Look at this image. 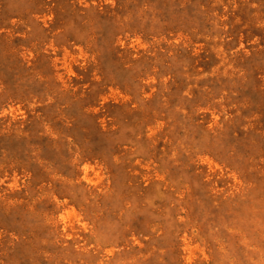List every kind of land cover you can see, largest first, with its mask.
<instances>
[{"label": "rangeland", "instance_id": "rangeland-1", "mask_svg": "<svg viewBox=\"0 0 264 264\" xmlns=\"http://www.w3.org/2000/svg\"><path fill=\"white\" fill-rule=\"evenodd\" d=\"M0 264H264V0H0Z\"/></svg>", "mask_w": 264, "mask_h": 264}]
</instances>
